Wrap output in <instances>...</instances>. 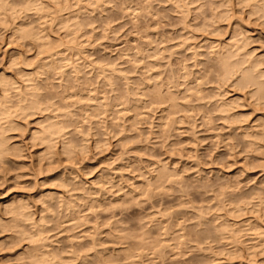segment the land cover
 I'll return each mask as SVG.
<instances>
[{"label": "rangeland", "instance_id": "374dc122", "mask_svg": "<svg viewBox=\"0 0 264 264\" xmlns=\"http://www.w3.org/2000/svg\"><path fill=\"white\" fill-rule=\"evenodd\" d=\"M20 1H22L24 5L25 1L27 2V0H7L6 4V1L1 0V3H4V10H0L2 11L0 13L3 15L5 14L4 17L6 20H3V15H0V77H3L4 74V76H8L11 79L9 81H13L11 82V86L9 85L10 87L7 88L6 91V93L8 92L7 95L10 97L12 102H16L17 99L22 96V92L23 94L25 92L28 93V91L32 93V89L41 84L43 88L41 86L40 88H42L43 91L40 90L39 87L38 89L40 91H38L37 88H35L34 91L41 92L36 94L37 96L39 94L42 96L34 98H38V104H42V102L44 104H39V106L35 107L36 109H31L33 112L28 109V111H31L32 113L30 114L26 111V113H28L26 114L27 116L23 114L24 112L20 113L18 109H15L17 112L14 113L17 116L15 115V117L14 114H12L10 118L13 117L12 121L14 122L12 123L16 124L15 122H17V126H20V128L16 127L18 128L16 130H6L4 133L5 137L8 136L6 137V142L8 141V144H6L8 146H12V148L14 146V148L19 151H17L18 157L17 155L15 156L13 154L12 155L14 157H12L10 153H7L6 156H2L4 158L0 157V159L2 158L0 161V264H23L24 261V264H26L29 259L25 256L29 253V251H32V248L36 249V247L38 250L41 249L40 251H47V249L48 251H51L52 248H55L57 251H55V249L54 251L58 253H61L62 251L61 256L65 260L61 259V264H264V252H259L260 249L250 247V231L246 232L248 233L246 236L249 235V237L244 235V238H238V242H235V238L230 232V229L235 227L233 225L236 224L239 226L240 222L241 225L242 223L244 225L241 226V228L244 227L246 230L245 225L251 221L250 218L252 217V214H249L251 210V204H247V200L246 202L243 200L244 203L241 201L242 204L239 202L241 206H243V211L237 213V205L233 199L235 194L238 192L240 194H247L252 193V190L253 192L256 191V189L264 190V169H261L260 166H257L260 165L259 163H261V160L256 157L259 162L257 159L251 162L250 156L252 154L248 155L246 150L242 149V147H240V149L239 146H242V144L237 146L235 145L236 143L232 140V138L227 139L228 133L230 134L235 131L233 134L237 135L240 129L237 130V132L236 130L233 129V131L229 128L231 131L229 132L227 131L229 126H227L225 123H222L221 121V123L217 121V124H220L219 126H222V128L225 127L224 129L219 128V126H217L215 123L216 121L213 122L215 124L209 122L205 124L207 126H204L203 124H199L201 123L199 122V115H195L194 119L191 118V120L188 118V120L186 118L188 117L187 112L183 109L185 108L184 105L187 104V101L185 103L187 97L184 96H186L188 92L185 90L188 80L187 83H184L186 82L184 78V75L186 74H183L184 72L181 71H189L188 66L191 64V60H188L189 55H187L189 54V52H187L189 50H185V47L188 48V42L190 43V39L188 40V37L190 36L189 27H193L190 29V31L197 35L196 36L194 34L196 38H199L200 43L198 42V38L195 42L193 41L196 45L197 43L201 45L205 44L204 46H206L207 43L209 44L210 40H207V37H212L210 35L211 33H209L211 27L208 28V31L206 29V32L209 33L208 35V33L204 31L205 28L203 30L199 21L201 19V15H206L207 13H205V11H210L209 9L212 8L210 6H213L207 3L211 2L212 4L214 3L213 1L217 0L209 2L205 0L208 7H205L204 2H202L203 0H195L197 3L194 4V2L191 7H198L199 5L200 13H198L199 11H197V9L193 10L194 12L191 11V15L189 13V17L187 16V12L183 13L186 11V5L184 3L185 6H183L182 3L186 0H181V3L180 0H152V2L150 0L152 4L150 2L148 3L149 0H147L146 5L144 4L145 0H116V3L114 0H111V2L109 0L108 2H106L107 0H101V3L100 0H59L60 4H58L57 0H38L40 1L39 5L43 3L41 5V8H43L42 11L39 8L40 6H37L35 2L33 4L36 6L31 4L33 6L31 7L32 9L29 8V11L28 9H25V7L27 8L28 6H24L22 3L20 4ZM137 1L139 4H137ZM143 1L144 3H142ZM89 2L91 7L89 6ZM95 2H97V4ZM188 2L189 1L187 0V4ZM12 3H14L13 5L15 6L16 11L18 9L20 10L22 6L20 10L21 13L18 14L13 9L11 6ZM75 3L76 5L74 6ZM91 3L93 4L91 5ZM200 3L203 4L202 7L200 6L202 5ZM6 5H9V11L7 12L6 10H8V7L5 9ZM115 5H117V7ZM125 5H127V7ZM144 5L146 6L145 8ZM180 5L182 6V9L180 8ZM203 7L205 9L204 13V9L202 10ZM11 8L13 11L11 10L10 12ZM35 8H39L42 14L39 13L37 15V10L36 13L34 12ZM206 8L209 9L206 10ZM78 9L79 12L80 10L81 12L77 14L75 11L77 12ZM135 9L137 11L139 9V12H135ZM26 10H28V12H26ZM59 10H62V12L60 11L59 13ZM3 11L5 12L3 13ZM70 13H72L74 18H76L75 20H77V22L73 21L75 22V27L72 25L71 20H68L69 22L66 21V23L64 22L65 24H69V27L66 29V25L63 23L60 24V22L67 19H74ZM192 13L193 16L194 13H196L198 19L196 16V18L193 17ZM197 13L201 14L200 17ZM75 14L76 16H74ZM183 14H187V17H184ZM126 15L129 16L131 20ZM132 15L135 18H133ZM78 16L79 18L77 19ZM191 16L194 18L192 21ZM204 17L202 18L203 20ZM60 18L62 19L61 21ZM188 19L190 20L191 24L189 23ZM250 19L251 18L248 19L247 23H241V25L244 24L243 26H245V24H247L245 28H250L249 30L252 31H249L247 34L253 37L252 39L255 38V42L258 40L262 41L260 42V44L262 43L260 48H262L264 42V25H259L261 23H259L260 20L257 21V24L256 22L253 23L251 21L253 17L251 20ZM233 21H235V18ZM253 21L255 20L253 19ZM23 23L26 25V27L30 25L29 30H31L33 27L40 37L37 35V39L34 38V30H31V32L33 31V35L31 34V36L28 35L27 37L22 36L23 31L25 30L23 29V31L21 30V32H19V29L25 27H22ZM82 24L85 27H83ZM77 25H79L78 27H80V29L76 28ZM70 26H73L74 29H78L79 32L75 29L73 33V28H70ZM198 26H201L205 34L203 31L201 33V28ZM71 30L72 33H70ZM187 32L189 34H187ZM185 34H187V38ZM201 34L202 36H200ZM204 35L206 42L205 40L202 41ZM76 36L77 39L75 38ZM255 42L254 44H256ZM258 42L257 44H259ZM149 43H151V45H149ZM252 44L251 46H256ZM75 46L78 49H76ZM79 47L81 48L80 50ZM153 47H156V52ZM260 48L255 53H259L264 49L262 48L260 50ZM202 49L205 50L204 48ZM202 49L200 51H203ZM84 50L86 52H84ZM150 51L151 53H148ZM169 51L171 53H169ZM145 54H148V56ZM150 54L151 56H149ZM76 55L78 57L81 56V59ZM119 55L121 58H118ZM140 55L145 57L140 58ZM135 56L137 57L135 58ZM52 57L56 62H58V59L60 58L61 61L59 60V62L61 64L63 60L61 67L62 69L59 68V66V69L56 68V70L49 68L51 65L50 62H52L50 61ZM97 59H100V61L96 62ZM185 59L186 61H184ZM106 60L108 63L110 62V66ZM45 61H48V68L43 66V64L46 65ZM55 61L54 63L56 64ZM180 61H182V63ZM183 61L184 63H190L188 65L185 63L184 65ZM129 63L131 64L129 65ZM105 64L107 65V68ZM114 64L116 65V69L113 67ZM69 65L73 67H69ZM40 66H43V70L39 71V73L37 70H41ZM65 66L69 68L65 70ZM86 67L90 68L87 69ZM99 67L100 69L102 67V69L100 70ZM110 67L111 69L113 67L111 70L112 72L109 70ZM193 68L191 69H195L194 71L198 70L197 67L194 69ZM60 69L65 72L63 73L59 71ZM74 69L76 75L75 73L73 75ZM79 69L83 71L82 74H80L81 71ZM125 69L126 72H123ZM44 70L45 74L47 73V76H45L43 72ZM67 70H71V74ZM89 70L91 72L88 73ZM113 70H115V72ZM117 70H119V72ZM57 71H59L61 74L63 73L64 75H60V73L58 74ZM103 71L104 74L102 73ZM120 71L123 73H120ZM36 72L37 74H35ZM97 72L98 74H95ZM66 73L69 74V77ZM84 73L87 74L85 75ZM108 73L116 77H113L112 75L110 76ZM93 74L96 75V77ZM33 75L34 78H36L33 80V82L36 81V85L30 80V78H33ZM121 75L123 77H121ZM85 76H87V78ZM88 76H91L92 78L90 77L88 80ZM102 76H105V79L107 76V78H110V80L105 81L103 79L104 77ZM176 76L178 78L177 80ZM43 77H45V80L47 81H43V83H41V81L44 79ZM143 77L145 79L147 78L149 82ZM111 78L113 80H111ZM26 80L27 82H25ZM138 81L141 82V84L138 83ZM45 84L47 86H45ZM152 84L153 89L151 86ZM174 84H177V87ZM211 84L213 83H208L205 85V89H207L208 86V89L210 87L212 89L214 84ZM26 85H29L30 88L28 86L27 88ZM33 85H35V87ZM144 86L146 88H144ZM168 86H171V88ZM87 89L91 90L88 91ZM93 89L94 91H92ZM141 89L144 90L145 93ZM148 89H150V93L151 91H156V89L159 93H163L164 95L165 93H168V95L173 93L171 95H173L174 99L176 98V95H179V98L177 96L178 100L176 99V103L178 104L177 108L180 107L181 109L179 108L177 109L176 113H169V115H167L168 113L166 114L165 112H169L166 111L168 110L167 105L169 102H155L157 104L153 105L152 101H150V97L146 96L148 95ZM2 90V83L0 82V96L3 95ZM165 90L169 91L162 92ZM17 92L18 94L20 93L19 95L21 96H19ZM122 93L125 94V96L122 95ZM134 93L135 95H133ZM93 95H96L95 99H93L94 97L92 98ZM117 95H119L121 98ZM181 95L183 99L180 98ZM27 96L30 97V95ZM27 96L25 95L26 98ZM41 97L44 99H41ZM146 100L148 103H146ZM101 101L104 102L102 103ZM105 103L107 106L104 105ZM125 104L128 106L125 107ZM179 104L181 106H179ZM90 108L91 110H89ZM13 109L14 107L11 110ZM69 110L70 115L68 113ZM86 110L89 111V115L88 112L86 113ZM71 112L75 114L72 115ZM261 112L264 111H254L253 115L251 113L249 121H253V119L256 118L255 116L258 117L259 113V115H261ZM66 113L68 115L67 119L65 116ZM90 113L92 114L90 115ZM57 114L62 116L60 117V115L58 116ZM163 115H165V119L163 118ZM52 116H55L56 118H53ZM95 116L97 118H95ZM167 117H169V119ZM170 117L174 119L171 118V121ZM48 119L50 120L48 121ZM97 119H99V121ZM131 119L133 122L130 121ZM168 120H170L172 123H169L170 121L168 122ZM192 120H195L193 123H195L194 125L196 126H193L191 123ZM54 121H58L59 123L63 121L62 125H59L62 126L61 128L65 133H63L61 130L62 134L59 133L60 135H55V139L53 137L54 140L52 141L53 145L50 147L51 149L48 150L49 148L48 144H46L47 142H41L39 139H37V137L35 139L34 136L32 138L33 134L31 132L34 131L33 129H35V131L38 130L39 125ZM159 123L161 126H159ZM188 123L192 124L193 130L192 126ZM211 126L213 128H211ZM168 127H171L170 130ZM217 129L219 131H217ZM81 132L82 134L85 132L83 137ZM191 134H194V137ZM222 135L227 136L225 137ZM220 137L221 140L218 139ZM191 138L194 140H191ZM84 139L85 141H83ZM234 140L237 141L236 139ZM226 141L227 143H225ZM66 143L68 145L66 148L64 147L65 149H63V146H66ZM70 143H73V146ZM231 145L234 146L232 147ZM19 147L20 149H18ZM66 149L71 151L68 152ZM243 150H245V152ZM259 153L258 155L262 154L261 152ZM262 161V163H264V160ZM245 164H248L247 167H245ZM161 166L165 167L166 174H169L167 171H172L171 174H169L171 176L167 175L168 180H166V176L164 175L165 183L163 180L160 182L155 181L157 175L156 173L158 171L157 169L161 170ZM240 169L242 170L239 171ZM155 170L157 171L155 172ZM170 177L172 178L170 179ZM150 180L151 182L155 181L154 183L157 182L158 184L156 185L152 183L151 185L149 182ZM239 186L241 188H239ZM100 187H102V189H99ZM143 189L145 191H143ZM46 194H50L48 198H46ZM57 197L60 200H58ZM65 201L68 203L67 206ZM23 202L25 204H23ZM88 202L91 204L90 206H88ZM16 205H22V208L25 207V209H23L26 211L25 214L27 217L31 218L25 220L21 215V218H18L20 216L16 217L17 215L14 216V214L11 212V207H15ZM49 206L50 208H48ZM247 209H249V212ZM32 219L34 220L35 224L32 222ZM25 221L30 223L25 225V223H27ZM37 221V224L40 226V228H38L39 226L36 224ZM13 222L14 226L12 227ZM227 224L231 225L229 227H225ZM33 226L37 227L33 228ZM41 227L43 229L45 227L43 232H39L43 230ZM28 228L32 230H28ZM218 228H221V230ZM214 229H216L215 232ZM22 230L28 235L22 233ZM222 231L223 233H221ZM185 233L189 236H187ZM206 233L209 234V237ZM38 235L41 236L39 243L37 242V239L39 238ZM42 236L46 238H43ZM31 238L32 242H30ZM120 238L123 240H120ZM45 239L47 241L50 240V242L47 243ZM44 241H46V243ZM242 241L244 242L242 243ZM34 242L37 243V246L36 244L34 245ZM40 243L41 246H38ZM42 245L49 246L43 247ZM50 245H52V247ZM59 255L60 254H58V258H62L59 257Z\"/></svg>", "mask_w": 264, "mask_h": 264}, {"label": "bare ground", "instance_id": "6f19581e", "mask_svg": "<svg viewBox=\"0 0 264 264\" xmlns=\"http://www.w3.org/2000/svg\"><path fill=\"white\" fill-rule=\"evenodd\" d=\"M3 1H6V4H7V0H3ZM15 1V0H14ZM38 1V0H37ZM36 0H27V2L25 1V5H24V3H22V1H20V4L22 3L24 6H28L27 8L25 7V9H28L29 11H30V9H32L31 7L33 6V5H35V4H37V6H40L39 8L41 9V11L43 10V8H41V5L43 4H41V5H39L40 3V1H38L37 2ZM52 1H54V0H52ZM58 1V4H60V2H59V0H57ZM57 1H56V5H57ZM103 1V0H102ZM110 2H111V0H109ZM116 0H114V2H115ZM135 1V0H134ZM140 1H142V0H140ZM172 1V0H171ZM189 2H188V4H187V0L184 2L183 1V6H185L186 7V11H184L183 13H185V12H187V14H183L184 15V17H189V13H190V15H191V11L192 12H194L193 10H196L197 9V11H199L198 13H200V7H199V5H198V7H191L192 6V4L194 3V4H196L197 3V1H195V0H188ZM198 1H200V0H198ZM208 2L209 1H213V0H207ZM12 2V1H11ZM18 2V1H17ZM35 2V4H33ZM37 2V3H36ZM80 2V1H79ZM91 2H93V1H91ZM106 2H108V0L106 1ZM105 2V3H106ZM147 2V0H145V3H144V1L142 2V3H144L145 5L147 4L146 3ZM150 2V0L148 1V3ZM151 2H152V0H151ZM150 2V3H151ZM176 3H178L177 1H175ZM182 1L180 0V3H181ZM202 2H204V4H205V7H208L207 6V4H209V5H213V6H210V7H212V8H206V10H210V11H205V9H204V7L202 8V10H203V13H204V11H205V13H207L206 15H201V14H198L199 15V17H200V15H201V19L204 17V20L202 19V22H201V19H200V21H199V23H201L200 25L202 26V28H203V30H204V28H205V32H206V29H207V31H208V28L209 27H211L210 28V31H209V33H211L210 35L212 36V37H207V40L209 39L210 40V42L209 41H207V42H209V44L207 43V45L206 46H204V45H201V44H198L197 43V45L194 43L195 41H196V39L198 38H196L195 37V33H192L191 31H190V29L191 28H193V27H189V33H190V36L188 37V40L190 41V43L188 42V40H187V42H188V48L187 47H185V50H189V51H187V52H189V54H187V55H189V59L188 60H191L190 62H191V64H189L190 62H185V63H187V65L189 64V66H188V68H189V71H181V72H184L183 74H186V75H184L185 77V80H186V82H184V83H187V80H188V84H187V86L185 87V90L186 91H188L187 92V95L186 96H184V97H187V100H185V103H186V101H187V104H183L184 106H185V108H183L184 110H186V112H187V116L188 117H186L187 119L189 118L190 120H191V118L192 119H194V116L196 115H199V122H201V123H199V124H203L204 126H207V125H205V124H207V123H213L214 121H216L215 123L217 124V121L218 122H222V123H225L227 126H229L227 129V131H229V132H231L230 131V129H234V130H239L240 129V133H239V135H238V133H237V135L239 136H237V135H234L233 133H235V131L234 132H232V133H226L227 135H228V137H227V139H231L232 138V140L236 143L235 145H237V146H239V144H242V146L240 145L239 146V148L240 147H242V149H245L246 150V153L249 155V154H252L251 156H250V159H251V162H253V161H255L257 158L256 157H258L259 158V160H261V163L263 162L262 160H264V112H261V115H259L258 114V117L257 116H255L256 118H254L253 119V121H249V117H250V114L252 113V115H253V113H254V111L255 112H257L258 110L259 111H264V49L262 50V51H260L259 53H255L261 46H262V43L260 44V42H262V41H259L258 39H256V40H258L257 42L259 43V44H257V42H255V38L254 39H252L253 37H251L249 34H247L250 30V28L249 29H247V28H245L246 27V25L247 24H245V26H243V25H241V23H243V22H246L247 23V21H248V19L249 18H251L252 19V17H253V19L255 20V21H253V19L251 20L253 23L254 22H256L257 23V21L258 20H260L259 21V25H264V0H217V1H213L214 3H212L211 4V2L210 3H207L206 4V2H205V0H203ZM0 3H1V0H0ZM14 3H16V2H14ZM14 3H12V7H13V9L15 10V6L13 5ZM29 3H30V6H29ZM96 4H97V2H95ZM100 3H101V0H100ZM116 3V2H115ZM184 3H185V5H184ZM31 4H33V5H31ZM93 3H91V5H92ZM95 4V5H96ZM98 4H99V1H98ZM122 4V3H121ZM134 4V3H133ZM137 4H139L138 3V1H137ZM152 4V3H151ZM181 4V5H182ZM200 4H202V3H200ZM3 5H4V3L2 2L1 3V7H0V10H4V8H3ZM76 5V3L74 4V6ZM103 5H104V3H103ZM140 5L142 6V4L140 3ZM144 5V8L146 7ZM149 5V4H148ZM179 5V4H178ZM180 5V6H181ZM196 5V6H197ZM23 6V7H24ZM36 6V5H35ZM46 6V5H45ZM44 6V7H45ZM54 6V5H53ZM72 6V5H71ZM87 6H88V3H87ZM89 6H90V2H89ZM100 6H101V4H100ZM116 7H117V5H115ZM124 6V5H123ZM126 7H127V5H125ZM173 6V5H172ZM195 6V5H194ZM201 7L203 6V4L202 5H200ZM8 7V10H6V12L7 11H9V5L7 6H5V9ZM43 7V6H42ZM86 7V6H85ZM91 7V6H90ZM131 7V6H130ZM134 7H136V6H134ZM21 8H22V6H21ZM21 8H20V10H21ZM30 8V9H29ZM39 8H35V13H36V10H37V15L39 14V13H41L40 12V9ZM47 8H48V5H47ZM56 8V7H55ZM62 8V7H61ZM80 8V7H79ZM84 8V7H83ZM89 8V7H88ZM92 8H93V6H92ZM98 8V7H97ZM96 8V9H97ZM141 8V7H140ZM139 8V9H140ZM148 8V7H147ZM175 8H177V7H175ZM181 9H182V6L180 7ZM184 8V7H183ZM25 9H24V11H25ZM39 9V10H38ZM45 9H46V7H45ZM58 9H60V8H58ZM81 9V8H80ZM120 9H121V7H120ZM139 9H138V11L136 10H134L135 12H139ZM142 9H143V7H142ZM178 9V8H177ZM181 9H180V11H181ZM11 10H12V8L10 9V12H11ZM20 10L18 9L16 12L19 14V13H21L20 12ZM28 10H26V12H28ZM85 10V9H84ZM86 10H88V9H86ZM95 10V9H94ZM118 10V9H117ZM149 10H150V7H149ZM13 11V10H12ZM19 11V12H18ZM54 11H55V9H54ZM60 11L62 12V10H59V13H60ZM83 11V10H82ZM89 11V10H88ZM123 11V10H122ZM121 11V12H122ZM126 11V10H125ZM127 11H129V10H127ZM133 11V10H132ZM143 11V10H142ZM145 11H147V10H145ZM178 11V10H177ZM0 12H2V11H0ZM5 11H3V13H4ZM10 12H9V14H10ZM15 12V13H16ZM56 12H57V10H56ZM80 12H81V10H80ZM79 12V9H78V11L76 12L75 11V13H80ZM144 12V11H143ZM182 12V11H181ZM16 13V14H17ZM25 13V12H24ZM58 13V12H57ZM84 13H85V11H84ZM123 13V12H122ZM126 13V12H125ZM142 13V12H141ZM178 13H179V11H178ZM14 14V13H13ZM42 14V13H41ZM71 14V16H72V13H70ZM90 14V13H89ZM88 14V15H89ZM139 14V13H138ZM0 15L2 16L3 14H1L0 13ZM5 15V14H4ZM4 15H3V17H4ZM58 15V14H57ZM56 15V16H57ZM81 15V14H80ZM86 15V14H85ZM128 15V14H127ZM126 15V16H127ZM131 15V14H130ZM182 15V16H183ZM187 15V16H186ZM239 15V16H238ZM7 16V15H6ZM74 16H76V14L74 15ZM140 16V15H139ZM153 16V15H152ZM192 16H193V13H192ZM192 16H191V21H192V19L194 20V18H192ZM196 16V13H194V16L193 17H195ZM11 17V16H10ZM38 17H40V16H38ZM44 17V16H43ZM73 17V16H72ZM89 17V16H88ZM129 19H130V17L129 16H127ZM132 17H133V15H132ZM149 17H150V15H149ZM197 17V19H198V16H196ZM195 17V18H196ZM1 18V17H0ZM71 18V17H70ZM74 18V17H73ZM79 18V16L77 17V19ZM84 18V17H83ZM86 18V17H85ZM90 18V17H89ZM89 18H88V20H89ZM133 18H135V17H133ZM207 20H206V19ZM234 18H235V21H233L234 20ZM67 19V18H66ZM76 18H74V19H67V20H63L62 22H60V24H65L66 23V21L67 22H69L68 20H71L72 21V25L75 27L76 25L74 24L75 22H77V20H75ZM3 20H6V18L4 17L3 18ZM62 19L60 18V21H61ZM131 20V19H130ZM184 20V19H183ZM189 20V19H188ZM196 20V19H195ZM73 21H75V22H73ZM79 21V20H78ZM84 21V20H83ZM65 22V23H64ZM184 22V21H183ZM186 22V21H185ZM6 23V22H5ZM83 23H85V22H83ZM189 23L191 24V22H190V20H189ZM225 23H227V24H225ZM249 23V22H248ZM28 24V23H27ZM258 24V23H257ZM256 24V25H257ZM66 25V29H67V27H69L68 25L69 24H65ZM86 25V24H85ZM184 25H186V24H184ZM23 26H25L24 28H21V29H19L20 31L19 32H21V30L23 31V29L25 30V31H23V34H22V36H31V34L33 35V31L31 32V30H34L33 29V27L31 28V30H29L30 29V25L29 26H27L26 27V25L23 23V25H22V27ZM73 26L71 27L70 26V28H73ZM79 25H77V27L76 28H79L80 29V27H78ZM82 26L83 27H85L83 24H82ZM81 26V27H82ZM189 26V25H188ZM201 26H198V27H200L201 28ZM249 26V25H248ZM258 26V25H257ZM21 27V26H20ZM197 27V26H196ZM195 27V28H196ZM18 28V27H17ZM27 30H26V29ZM75 28V29H76ZM185 28V27H184ZM202 28H201V33H202ZM75 29L73 28V33H74V31H75ZM78 32H79V30L78 29H76ZM35 31V30H34ZM68 31V30H67ZM76 31V32H77ZM203 31V33L205 34V32ZM15 32H16V29H15ZM195 32V31H194ZM250 32H252V31H250ZM69 33V32H68ZM70 33H72V30H71V32ZM85 33V32H84ZM188 32H187V34H189ZM206 33H208V32H206ZM209 33H208V35H209ZM187 34H185V36L187 35ZM195 34V35H194ZM198 34H199V32H198ZM212 34H214V35H212ZM251 34V33H250ZM38 34L36 33V31H35V37L34 38H36L37 39V36ZM76 35V34H75ZM207 35V34H206ZM39 36V35H38ZM68 36V35H67ZM72 36V35H71ZM197 36V35H196ZM200 36H202V34L200 35ZM199 36V37H200ZM25 37V38H26ZM40 37V36H39ZM38 37V38H39ZM74 37V36H73ZM204 37V38H203ZM202 38V41H204L205 40V35L203 36ZM33 38V37H32ZM76 39H77V36L75 37ZM186 38H187V36H186ZM185 38V39H186ZM195 40H194V39ZM256 38H258V37H256ZM263 40V39H262ZM194 41V42H193ZM72 42H74V41H72ZM182 42H183V40H182ZM198 42H199V38H198ZM205 42H206V40H205ZM204 42V43H205ZM252 42H253V44H254V42L256 43V44H254V45H256V46H251V44H252ZM200 43V42H199ZM203 43V42H202ZM144 44H146V43H144ZM252 44V45H253ZM72 45V44H71ZM149 45H151V43H149ZM148 45V46H149ZM181 45V44H180ZM177 46V45H176ZM184 46H185V43H184ZM76 47V46H75ZM75 47H73V48H75ZM85 47V46H84ZM146 47H147V45H146ZM157 47V46H156ZM155 47V48H156ZM83 48V47H82ZM129 48V47H128ZM154 47H153V49H155ZM180 48V47H179ZM202 48H204L205 50H203ZM262 48H264V42H263V47ZM262 48H260V50L262 49ZM76 49H78L77 47H76ZM81 48L79 47V50H80ZM122 49V48H121ZM126 49V48H125ZM138 49V48H137ZM144 49V48H143ZM146 49V48H145ZM184 49V48H183ZM203 50V51H200V50ZM134 50H135V48H134ZM142 50V49H141ZM173 50V49H172ZM180 50V49H179ZM75 51V50H74ZM122 51V50H121ZM139 51H140V49H139ZM152 51V50H151ZM151 51L150 52H148V53H151ZM174 51V50H173ZM182 51H184V50H182ZM78 52V51H77ZM84 52H86L85 50H84ZM119 52V51H118ZM128 52H129V50H128ZM147 52V51H146ZM154 52V51H153ZM155 52H156V49H155ZM155 52H154V54H155ZM122 53V52H121ZM120 53V54H121ZM135 53V52H134ZM140 53V52H139ZM138 53V54H139ZM169 53H171L170 51H169ZM173 53V52H172ZM75 54H77V53H75ZM84 54V53H83ZM153 54V53H152ZM118 55V54H117ZM122 55V54H121ZM142 55V54H141ZM140 55V58H144L145 56H141ZM145 55H147L148 56V54H145ZM58 56V55H57ZM56 56V57H57ZM77 56V55H76ZM75 56V57H76ZM89 56V55H88ZM129 56V55H128ZM149 56H151V54L149 55ZM78 57V56H77ZM106 57V56H105ZM137 56H135V58H136ZM62 58V57H61ZM78 58H80L81 59V56H79ZM86 58V57H85ZM118 58H121V56L119 55V57ZM127 58V57H126ZM130 58V57H129ZM147 58V57H146ZM183 58V57H182ZM181 58V59H182ZM50 59V58H49ZM53 57H52V59L50 60V61H52V62H50V66H49V64H47V62L48 61H45V63H46V65L45 64H43V66L46 68L47 67V65L49 66V68L50 69H55L56 70V68H58V66H59V68H61L62 67V64H63V60H62V64L59 62V60L61 61V59L59 58L58 59V62H56L55 61V59H54V61L56 62V64L54 63V61H53ZM116 59H117V57H116ZM139 59V58H138ZM70 60V59H69ZM91 60V59H90ZM115 60V59H114ZM121 60V59H120ZM129 60V59H128ZM133 60H134V58H133ZM145 60V59H144ZM183 60V59H182ZM187 60V61H188ZM75 61V60H74ZM94 61V60H93ZM97 61H100V59H97L96 60V62ZM103 61V60H102ZM123 61V60H122ZM126 61V60H125ZM184 61H186V59L184 60ZM184 61H183V63H184ZM70 62V61H69ZM73 62V61H72ZM76 62V61H75ZM74 62V63H75ZM82 62H84V61H82ZM86 62H87V60H86ZM85 62V63H86ZM106 62L108 63V61L106 60ZM135 62V61H134ZM138 62V61H137ZM136 62V63H137ZM181 63H182V61H180ZM44 63V62H43ZM95 63V62H94ZM103 63V62H102ZM105 63V62H104ZM110 63V62H109ZM109 63H108V65H109ZM126 63V62H125ZM135 63V64H136ZM185 63H184V65H185ZM61 66H60V65ZM66 64V63H65ZM92 64H93V62H92ZM101 64V63H100ZM115 64H116V62H115ZM114 64V66L113 67H115L116 65ZM131 63H129V65H130ZM150 64V63H149ZM149 64H148V66H149ZM75 65V64H74ZM84 65V64H83ZM89 65V64H88ZM106 65V64H105ZM104 65V66H105ZM128 65V64H127ZM132 65H133V63H132ZM146 65V64H145ZM144 65V66H145ZM42 66V67H43ZM64 66V65H63ZM71 65H69V67H70ZM90 66H91V64H90ZM94 66V65H93ZM110 66V65H109ZM120 66H121V64H120ZM148 66H146V67H148ZM39 67V66H38ZM41 67V66H40ZM42 67H41V70H37L38 72L39 71H42L43 69H42ZM66 68H65V70L67 69V68H69V67H67V66H65ZM71 67H73V66H71ZM83 67V66H82ZM113 67H112V69H113ZM142 67V66H141ZM151 67H153V66H151ZM179 67V66H178ZM182 67H183V65H182ZM195 67H197V69L198 70H196V71H194L195 69L194 68ZM198 67H200V68H198ZM48 68V67H47ZM58 68V69H59ZM64 68V67H63ZM75 68V67H74ZM77 68V67H76ZM84 68V67H83ZM87 69H89L88 67H86ZM92 68H94V67H92ZM104 68V67H103ZM106 68H107V65H106ZM106 68H104V69H106ZM119 68V67H118ZM171 68V67H170ZM169 68V69H170ZM180 68V67H179ZM191 68H193L194 70H192ZM62 69V68H61ZM59 70V71H61V72H65V71H63V70ZM71 69V68H70ZM78 69V68H77ZM76 69V70H77ZM99 69H100V67H99ZM101 69H102V67H101ZM100 69V70H101ZM111 69V67H110V71L112 70ZM115 69H116V67H115ZM132 69V68H131ZM145 69H147V68H145ZM174 69V68H173ZM183 69V68H182ZM187 69V68H186ZM190 69H191V71H190ZM49 70V69H48ZM52 70H50L51 72H53ZM54 70V71H55ZM80 70V69H79ZM91 70V69H90ZM88 71V73L89 72H91V71ZM99 70V71H100ZM133 70V69H132ZM144 70V69H143ZM148 70H149V68H148ZM59 71H57L58 72V74L60 73ZM68 71V70H67ZM71 70H69L68 72H70ZM74 72H73V75H74V73H75V69L73 70ZM81 71V70H80ZM79 71V72H80ZM114 72H115V70H113ZM118 72H119V70H117ZM128 71V70H127ZM152 71V70H151ZM150 71V72H151ZM169 71H172V70H169ZM175 71V70H174ZM177 71V70H176ZM179 71V70H178ZM193 71V72H192ZM44 72V74H45V70L43 71ZM43 72H42V74H43ZM57 72H55V73H57ZM82 72L83 71H81V73L80 74H82ZM108 72V71H107ZM112 72V71H111ZM122 71H120V73H121ZM123 72H126V69L123 71ZM122 72V73H123ZM144 72V71H143ZM147 72V71H146ZM149 72V73H150ZM180 72V71H179ZM40 73V72H39ZM49 73V72H48ZM61 74L60 73V75H64V74ZM103 74H104V71L102 72ZM32 74V73H31ZM35 74H37V72L35 73ZM43 74V75H44ZM47 74V73H46ZM45 74V76H47ZM66 74H68V73H66ZM65 74V75H66ZM70 74H71V72H70ZM85 74V73H84ZM87 74V73H86ZM85 74V75H86ZM91 74V73H90ZM95 74H98V72L97 73H95ZM103 74H101V75H103ZM117 74V73H116ZM119 74V73H118ZM124 74H126V73H124ZM156 74V73H155ZM182 74V75H183ZM25 75V74H24ZM75 75H76V73H75ZM94 75V74H93ZM100 75V76H101ZM108 75H112V74H109L108 73ZM107 75V76H108ZM123 75V74H122ZM121 75V77H123ZM142 75H144V74H142ZM154 75V74H153ZM168 75V74H167ZM182 75H180V76H182ZM36 76H38V75H36ZM71 76V75H70ZM95 77H96V75H94ZM107 76H106V79H105V76H102V77H104L103 79L105 80V81H107V80H110V78L108 79L107 78ZM109 76V77H110ZM113 77H116V76H114V75H112ZM156 76V75H155ZM173 76V75H172ZM179 76V77H180ZM5 77V78H4ZM8 76H4V74H3V77L1 76L0 77V82L2 83V88H3V90H2V92H3V95L2 96H0V157H2V156H6V154L7 153H10V155L12 156V157H14L13 155H17V151H19V150H16V148H14V146H13V148H12V146H8L7 144V142H6V137H8V136H4V133H5V131L6 130H11V129H18V128H20V126L18 127L17 126V122H15L16 124H13L12 122H14V121H12L13 120V117L12 118H10L11 117V115L12 114H14V116L16 115L15 113L17 112V111H15V109L17 110H19V112L21 113H23V114H28V113H26V111L27 112H29L28 111V109H33V108H35V107H37V106H39V104H41V103H39L38 104V98L36 99V98H34V97H40V96H42V95H38L37 96V94L36 93H41V92H38V91H40V90H42V88H43V86H41V84L39 85V86H37V87H35V82L36 81H34L33 82V80H35L36 78H34V75H33V78L31 79L30 78V80H31V82H33L35 85H33L35 88H37V92H35L34 91V89L35 88H33L31 91H32V93L30 92V91H28V93L27 92H25L24 94L27 96V95H30V97H28L27 96V98H29V99H27L26 97H25V95L23 94V92H22V96L21 95H19L18 94V92H17V94L19 95V96H21L20 98L19 97H17V98H19V99H17V101L16 102H12V100H10V97L7 95V93H6V91H7V88H9L10 86H11V82H13V81H9V80H11L9 77V79L7 78ZM29 77H31V76H29ZM41 77V76H40ZM68 77H69V74H68ZM67 77V78H68ZM79 77V76H78ZM86 78H87V76H85ZM89 77V76H88ZM91 77V76H90ZM90 77L88 78V80L90 79ZM120 77V78H121ZM128 77V76H127ZM174 77V76H173ZM173 77H172V79H173ZM2 78V79H1ZM7 78V79H6ZM26 78V77H25ZM44 79L41 81V83H43V81H47V80H45V77H43ZM71 78V77H70ZM72 78H73V76H72ZM81 78V77H80ZM92 78V77H91ZM140 78H141V76H140ZM144 78V77H143ZM154 78V77H153ZM152 78V79H153ZM181 78H183V77H181ZM41 79V78H40ZM64 79V78H63ZM76 79V78H75ZM117 79V78H116ZM115 79V80H116ZM124 79V78H123ZM129 79V78H128ZM145 79V78H144ZM149 79V78H148ZM178 78H177V76H176V80H177ZM28 80V79H27ZM27 80L25 81V82H27ZM29 80V81H30ZM38 80V79H37ZM67 80V79H66ZM65 80V81H66ZM79 80H81V79H79ZM83 80H85V79H83ZM91 80H93V79H91ZM111 80H113L112 78H111ZM143 80V79H142ZM146 81H148L147 80V78L145 79ZM145 80H143V81H145ZM150 80H151V78H150ZM170 80V79H169ZM126 81V80H125ZM141 81V80H140ZM167 81H168V79H167ZM184 81V80H183ZM68 82V81H67ZM80 82V81H79ZM85 82H87V81H85ZM116 82V81H115ZM149 82V81H148ZM175 82V81H174ZM178 82V81H177ZM176 82V83H177ZM15 83V82H14ZM33 83H30V84H33ZM38 83V82H37ZM49 83V82H48ZM84 83V82H83ZM108 83V82H107ZM113 83V82H112ZM112 83H111V85H112ZM127 83H128V81H127ZM133 83V82H132ZM138 83H140L141 84V82H139L138 81ZM158 83V82H157ZM160 83V82H159ZM168 83V82H167ZM180 83V82H179ZM208 83H213L214 84V86L212 87V89H211V87L208 89V87H207V89H205V85H207ZM46 84H47V82H46ZM45 84V86H47ZM85 84H87V83H85ZM84 84V85H85ZM90 84V83H89ZM108 84H110V83H108ZM113 84H115V83H113ZM137 84V83H136ZM135 84V85H136ZM148 84V83H147ZM160 84H162V83H160ZM165 84V83H164ZM171 84V83H170ZM181 84V83H180ZM213 84H211V85H213ZM10 85V86H9ZM42 85H44V84H42ZM80 85V84H79ZM130 85H131V83H130ZM138 85V84H137ZM142 85H143V83H142ZM155 85V84H154ZM158 85V84H157ZM175 85V84H174ZM177 85V84H176ZM175 85V86H176ZM210 85V84H209ZM7 86V87H6ZM29 87V85H26V87ZM40 86L42 87V88H40ZM53 86V85H52ZM113 86V85H112ZM112 86H110V87H112ZM115 86V85H114ZM152 86V89H153V84L151 85ZM156 86V85H155ZM154 86V87H155ZM159 86V85H158ZM157 86V87H158ZM163 86V85H162ZM18 87V86H17ZM27 87V88H28ZM38 87L40 88V90L38 89ZM49 87V86H48ZM80 87V86H79ZM87 87V86H86ZM127 87V86H126ZM125 87V88H126ZM136 87V86H135ZM141 87V86H140ZM150 87V86H149ZM156 87V88H157ZM166 87H167V85H166ZM165 87V88H166ZM168 87H170L171 88V86H168ZM173 87V86H172ZM177 87V86H176ZM175 87V88H176ZM30 88V87H29ZM46 88V87H45ZM82 88V87H81ZM113 88V87H112ZM144 88H146L145 86H144ZM161 88V87H160ZM18 89H19V87H18ZM80 89V88H79ZM89 89V88H88ZM87 89V90H88ZM121 89V88H120ZM136 89V88H135ZM138 89H139V87H138ZM143 89V88H142ZM141 89V90H142ZM158 89V88H157ZM157 89H156V91H151V93H150V89H148V95H146V96H149L150 97V101H152V103H153V105L155 104H157V103H155V102H159V103H164L165 101H167V102H169V104L167 105L168 106V110H166V111H169V112H165L167 115H169V113H176L177 112V109H179L180 107L179 106H181L180 104H179V108H177V103H176V101L178 100L177 99V96H178V98H179V95H176V98L174 99V97H173V95H171V94H173V93H171V94H169L168 95V93H165V95L162 93H159L160 91H159V89H158V91H157ZM167 89H169V88H167ZM21 90V89H20ZM24 90V89H23ZM26 90V89H25ZM29 90V89H28ZM48 90V89H47ZM91 90V89H90ZM90 90H88V91H90ZM126 90V89H125ZM130 90V89H129ZM146 90V89H145ZM170 90V89H169ZM168 90V91H169ZM184 90V91H185ZM9 91V90H8ZM18 91V90H17ZM43 91V90H42ZM92 91H94V89L92 90ZM120 91V90H119ZM123 91H124V89H123ZM142 91H144V90H142ZM168 91H162V92H168ZM9 92H11V91H9ZM35 92V93H34ZM122 92V91H121ZM131 92V91H130ZM12 93V92H11ZM43 93V92H42ZM88 93V92H87ZM116 93V92H115ZM119 93V92H118ZM124 93H125V91H124ZM141 93H143V92H141ZM144 93H145V91H144ZM10 94V93H9ZM36 94V95H35ZM97 94V93H96ZM129 94V93H128ZM127 94V95H128ZM139 94V93H138ZM161 94V95H160ZM182 94H183V91H182ZM11 95V94H10ZM45 95V94H44ZM50 95H51V92H50ZM103 95V94H102ZM122 95H124L125 96V94H123L122 93ZM121 95V96H122ZM133 95H135V93L133 94ZM142 95V94H141ZM163 95V96H162ZM16 96V95H15ZM96 96V95H95ZM95 96L93 95L92 96V98L93 99H95ZM104 96V95H103ZM117 96H119V95H117ZM129 96V95H128ZM139 96V95H138ZM120 97V96H119ZM137 97V96H136ZM12 98V97H11ZM43 97H41V99H42ZM106 98V97H105ZM121 98V97H120ZM125 98V97H124ZM128 98V97H127ZM132 98V97H131ZM180 98H182V95H181V97ZM15 99V98H14ZM40 99V98H39ZM44 99V98H43ZM63 99V98H62ZM97 99V98H96ZM118 99V98H117ZM134 99V98H133ZM153 99V100H152ZM177 99V100H176ZM183 99V98H182ZM61 100V99H60ZM64 100V99H63ZM79 100V99H78ZM101 100V99H100ZM102 100H105V99H102ZM114 100V99H113ZM122 100H123V98H122ZM149 100V99H148ZM155 100V101H154ZM25 101V102H24ZM41 101V100H40ZM80 101H81V99H80ZM109 101V100H108ZM124 101H125V99H124ZM123 101V102H124ZM128 101V100H127ZM138 101V100H137ZM154 101V102H153ZM164 101V102H163ZM181 101V100H180ZM63 102V101H62ZM75 102V101H74ZM77 102V101H76ZM83 102V101H82ZM102 102V101H101ZM101 102H100V104H101ZM104 102V101H103ZM102 102V103H103ZM126 102V101H125ZM139 102V101H138ZM183 102H184V100H183ZM81 103V102H80ZM99 103V102H98ZM116 103V102H115ZM143 103V102H142ZM146 103H148L147 102V100H146ZM151 103V102H150ZM151 103V104H152ZM166 103V102H165ZM42 104H44L43 102H42ZM41 104V105H42ZM114 104V103H113ZM120 104V103H119ZM118 104V105H119ZM127 104V103H126ZM126 104H125V107H127L126 106ZM139 104V103H138ZM144 104V103H143ZM142 104V105H143ZM104 105H106V103L104 104ZM115 105V104H114ZM121 105V104H120ZM124 105V104H123ZM107 106V105H106ZM109 106V105H108ZM122 106V105H121ZM120 106V107H121ZM134 106H136V105H134ZM139 106V105H138ZM14 107V109L13 110H11L12 108ZM16 107V108H15ZM44 107V106H43ZM47 107V106H46ZM50 107V106H49ZM78 107V106H77ZM86 107V106H85ZM90 107V106H89ZM112 107V106H111ZM114 107V106H113ZM124 107V106H123ZM144 107V106H143ZM164 107V106H163ZM39 108V107H38ZM58 108V107H57ZM132 108V107H131ZM135 108V107H134ZM141 108V107H140ZM147 108V107H146ZM36 109V108H35ZM42 109V108H41ZM47 109V108H46ZM59 109V108H58ZM73 109H75V108H73ZM80 109V108H79ZM78 109V110H79ZM81 109H82V107H81ZM117 109V108H116ZM120 109V108H119ZM136 109V108H135ZM137 109H138V107H137ZM181 109V108H180ZM182 109V110H183ZM39 110V109H38ZM44 110V109H43ZM43 110H40V111H43ZM89 110H91V108L89 109ZM112 110H114V109H112ZM121 110H123V109H121ZM121 110H119V111H121ZM133 110V109H132ZM139 110V109H138ZM141 110V109H140ZM144 110V109H143ZM32 111V110H31ZM29 112L30 114L33 112ZM66 111V110H65ZM75 111V110H74ZM73 111V112H74ZM129 111V110H128ZM127 111V112H128ZM134 111V110H133ZM15 112V113H14ZM34 112H35V110H34ZM73 112H71L72 113V115L73 114H75V113H73ZM77 112V111H76ZM88 112V115H89V111H87L86 110V113ZM113 112V111H112ZM124 112V111H123ZM131 112V111H130ZM137 112V111H136ZM185 112V113H186ZM69 115H70V110H69ZM94 113V112H93ZM184 113V114H185ZM19 114V113H18ZM65 114V113H64ZM92 113H90V115H91ZM98 114V113H97ZM135 114V113H134ZM24 115V116H25ZM58 115V114H57ZM60 115V114H59ZM58 115V116H59ZM100 115V114H99ZM116 115V114H115ZM170 115H172V114H170ZM186 115V114H185ZM17 116V115H16ZM15 116V117H16ZM18 116H20V115H18ZM23 116V117H24ZM27 116V115H26ZM62 115H60V117H61ZM66 119H67V113H66ZM79 116V115H78ZM82 116H83V114H82ZM85 116H87V115H85ZM118 116V115H117ZM136 116V115H135ZM134 116V117H135ZM162 116V115H161ZM164 117V119H165V115H163ZM53 117V116H52ZM55 117V116H54ZM53 117V118H54ZM64 117V116H63ZM71 117V116H70ZM74 117V116H73ZM81 117V116H80ZM88 117V116H87ZM86 117V118H87ZM90 117V116H89ZM133 117V116H132ZM46 118H48V117H46ZM46 118H44V119H46ZM51 118V117H50ZM52 118V119H53ZM56 118V117H55ZM69 118V117H68ZM93 118V117H92ZM95 118H97L96 116H95ZM100 118V117H99ZM137 118H138V116H137ZM168 119H169V117H167ZM172 117H170V119H171ZM62 119V118H61ZM65 119V120H66ZM75 119V118H74ZM82 119V118H81ZM85 119V118H84ZM133 119V118H132ZM132 119L130 120V121H132ZM172 119H174V118H172ZM172 119H171V121H172ZM188 119V120H189ZM47 120V119H46ZM50 119H48V121H49ZM59 120V119H58ZM62 120H64V119H62ZM98 121H99V119H97ZM100 120H101V118H100ZM127 120V119H126ZM160 120V119H159ZM167 120V119H166ZM42 121V120H41ZM44 121V120H43ZM53 121V120H52ZM59 121H61V120H59ZM83 121V120H82ZM88 121V120H87ZM161 121V120H160ZM165 121V120H164ZM163 121V122H164ZM170 120H168V122H169ZM169 122V123H172V122ZM195 120H192L191 121V123L193 124V126H196V125H194L195 123H193ZM44 122H46V121H44ZM63 122V121H62ZM62 122L61 123H59L58 121L57 122H48L47 124H42V125H39V128H38V130H36L35 131V129H33L34 131L33 132H31L33 135H32V138H33V136L35 137V139H36V137H37V139H39L41 142H47L46 144H48V150H50L51 148V146L53 145V143H52V141L55 139V135H57L58 136V134L59 133H61V130H62ZM66 122V121H65ZM70 122V121H69ZM72 122V121H71ZM75 122V121H74ZM102 122H104V121H102ZM133 122V121H132ZM139 122V121H138ZM188 122H190V121H188ZM197 122H198V120H197ZM220 122V123H221ZM37 123H38V121H37ZM67 123H68V121H67ZM66 123V124H67ZM82 123V122H81ZM80 123V124H81ZM101 123V122H100ZM168 123V124H169ZM215 123H213V124H215ZM59 124H61V125H59ZM66 124H64V125H66ZM70 124V123H69ZM77 124V123H76ZM78 124H79V122H78ZM130 124H133V123H130ZM129 124V125H130ZM135 124H136V122H135ZM160 124V123H159ZM188 124H190V123H188ZM192 124H190L191 126H192ZM213 124H212V126H213ZM163 125V124H162ZM173 125H174V123H173ZM202 125V126H203ZM209 125H211V124H209ZM220 124H217V126H219ZM221 125H223V124H221ZM225 125V126H226ZM70 126V125H69ZM159 126H161V124L159 125ZM164 126H165V124H164ZM193 126H192V130H193ZM211 126V128H213ZM216 126V127H217ZM16 127H18V128H16ZM64 127V126H63ZM66 127V126H65ZM97 127V126H96ZM163 127V126H162ZM166 128H167V125H166ZM169 128V127H168ZM171 128V127H170ZM170 128H169V130H170ZM218 128V127H217ZM219 128H222V126L220 127L219 126ZM225 127H223L222 129H224ZM230 128V129H229ZM66 129V128H65ZM65 129H64V131H65ZM83 129V128H82ZM164 129V128H163ZM190 129V128H189ZM204 129H205V127H204ZM80 130V129H79ZM165 130V129H164ZM168 130V129H167ZM191 130V131H192ZM216 130V129H215ZM13 131V130H12ZM80 131H82V130H80ZM161 131V130H160ZM207 131V130H206ZM211 131H212V129H211ZM214 131V130H213ZM217 131H219L218 129H217ZM62 132H63V130H62ZM83 132V131H82ZM82 132H81V134H82ZM204 132V131H203ZM210 132V131H209ZM63 133H65V132H63ZM163 133V132H162ZM196 133V132H195ZM217 133V132H216ZM215 133V134H216ZM222 133V132H221ZM225 133V132H224ZM62 134V133H61ZM83 134H85V132L83 133ZM83 134H82V137H83ZM165 134V133H164ZM218 134V133H217ZM220 134V133H219ZM60 135V134H59ZM189 135V134H188ZM191 135H193V137H194V134H191ZM226 135V136H227ZM219 136V135H218ZM222 136H225V135H222ZM225 136V137H226ZM53 137H54V139H53ZM209 137H211V136H209ZM209 137H207V138H209ZM57 138V137H56ZM198 138V137H197ZM202 138V137H201ZM212 138V137H211ZM223 138V137H222ZM217 139V138H216ZM218 139H220L221 140V137L220 138H218ZM234 139H236L237 141H235ZM38 140V141H39ZM64 140V139H63ZM190 140V139H189ZM191 140H194V139H192L191 138ZM197 140V139H196ZM223 140V139H222ZM224 140H226V139H224ZM83 141H85V139L83 140ZM204 141V140H203ZM227 141H231V140H227ZM227 141L225 142V143H227ZM193 142V141H192ZM217 142V141H216ZM223 142V141H222ZM237 142H238V144H237ZM7 143V144H6ZM52 143V144H51ZM67 143L69 144V142L67 141ZM66 143V146H63V149H65L66 147H67V144ZM84 143V142H83ZM196 143V142H195ZM229 143V142H228ZM70 144H72V146H73V143H70ZM74 144H75V142H74ZM191 145V144H190ZM230 145V144H229ZM228 145V146H229ZM225 146V145H224ZM232 146V145H231ZM234 146V145H233ZM232 146V147H233ZM65 147V148H64ZM71 147V146H70ZM70 147H69V149H70ZM83 148V147H82ZM192 148V147H191ZM231 148V147H230ZM18 149H20V147L18 148ZM62 149V150H63ZM69 149H66L67 151L69 150ZM232 149V148H231ZM234 149V148H233ZM241 149V148H240ZM239 149V150H240ZM71 150H72V148H71ZM70 150V151H71ZM245 150H243L244 152H245ZM70 151H68V152H70ZM193 151V150H192ZM235 151V150H234ZM242 151V152H243ZM259 152H261L262 154L261 155H258V153ZM20 153V152H19ZM5 154V155H4ZM13 154V155H12ZM240 154H241V152H240ZM260 154V153H259ZM248 155H244V156H248ZM255 156V157H254ZM17 157H18V155H17ZM2 158H4V157H2ZM1 158V159H2ZM244 158V157H243ZM247 158H249V157H247ZM1 159H0V161H1ZM246 160V159H245ZM258 160V159H257ZM259 160H258V162H259ZM249 161V160H248ZM211 162V161H210ZM209 162V163H210ZM160 163V162H159ZM164 163V162H163ZM256 163V162H255ZM259 163L260 165H257V166H260V168L261 169H264V163ZM162 165V164H161ZM247 165L248 164H245V167H247ZM254 165V164H253ZM165 166H168V165H165ZM243 166V165H242ZM160 167V166H159ZM162 167V166H161ZM250 167V166H249ZM256 167V166H255ZM158 168V167H157ZM156 168V169H157ZM161 169V168H160ZM171 169V168H170ZM176 169V168H175ZM243 169V168H242ZM242 169H240L239 171H241ZM247 169V168H246ZM255 169V168H254ZM153 170V169H152ZM158 170V171H157ZM157 170H155V172L157 171V175H156V180L155 181H161V180H163V182H164V175L166 176V180H168L167 179V175H169V174H171V172L170 171H167V173L169 172V174H166V172H165V167L163 166L162 167V169L161 170H159V169H157ZM166 170H167V168H166ZM252 170V169H251ZM256 171V170H255ZM264 171V170H263ZM152 172V171H151ZM177 172V171H176ZM261 172V171H260ZM241 173V172H240ZM173 174V173H172ZM109 176V175H108ZM146 176V175H145ZM169 176H171V175H169ZM175 176V175H174ZM178 176V175H177ZM250 176V175H249ZM182 177V176H181ZM151 178V177H150ZM163 178V179H162ZM172 177H170V179H171ZM175 178V177H174ZM180 178V177H179ZM223 178V177H222ZM237 178V177H236ZM249 178V177H248ZM255 178V177H254ZM109 179V178H108ZM224 179V178H223ZM235 179V178H234ZM253 179V178H252ZM154 180V179H153ZM205 180V179H204ZM232 180V179H231ZM261 180V179H260ZM100 181V180H99ZM154 181V182H155ZM187 181V180H186ZM150 182V184L152 185V183L153 184H158L157 182L156 183H154L153 181L151 182V180L149 181ZM162 182V183H163ZM175 182V181H174ZM229 182V181H228ZM259 182V181H258ZM145 183V182H144ZM165 183V182H164ZM163 183V184H164ZM177 183V182H176ZM227 183V182H226ZM235 183V182H234ZM98 184V183H97ZM134 184V183H133ZM208 184V183H207ZM231 184V183H230ZM230 184H227V185H230ZM236 184V183H235ZM237 184H240V183H237ZM261 184H262V182H261ZM112 185V184H111ZM136 185V184H135ZM134 185V186H135ZM149 185V184H148ZM150 185V186H151ZM131 186V185H130ZM222 186V185H221ZM226 186V185H225ZM233 186V185H232ZM262 186V185H261ZM144 187V186H143ZM146 187H147V185H146ZM234 187V186H233ZM232 187V188H233ZM148 188V187H147ZM152 188V187H151ZM238 188V187H237ZM239 188H241L240 186H239ZM262 188V187H261ZM99 189H102V187H100ZM139 189V188H138ZM104 190V189H103ZM141 190H142V188H141ZM219 190V189H218ZM89 191V190H88ZM91 191V190H90ZM107 191V190H106ZM134 191V190H133ZM143 191H145L144 189H143ZM246 191V190H245ZM92 192V191H91ZM91 192H90V194H91ZM99 192V191H98ZM225 192V191H224ZM235 192V191H234ZM242 192V191H241ZM88 193V192H87ZM231 193H232V191H231ZM239 193V192H238ZM235 194V197H234V199H233V201L236 203V205H237V208H236V212L237 213H239V212H241V211H243V206H241V201L243 202V200L246 202V200H247V204H251L250 205V212H249V209H247L248 210V212H249V214L251 213L252 214V217L250 218L251 219V221H249L248 222V224L247 225H245V228H246V230L244 229V227H242L241 228V226H244L243 225V223H242V225H241V222H240V225L239 226H237L236 224H234L233 226H235V227H233V228H229L231 231V235L235 238V242H238V238H240V237H243L244 235L246 236V234H248V233H246L247 231L249 232V235L251 234V238H250V241H251V245H250V247L251 248H257V249H260V251L259 252H264V190H257L256 189V191H254L253 192V190H252V193H247V191H246V193L247 194ZM93 194H95V193H93ZM126 194H127V192H126ZM142 194V193H141ZM151 194V193H150ZM223 194V193H222ZM50 195V194H49ZM48 194H46V198H48V196H49ZM226 195V194H225ZM229 195V194H228ZM233 195H234V193H233ZM55 196V195H54ZM125 196V195H124ZM129 196V195H128ZM136 196H138V195H136ZM92 197V196H91ZM150 197V196H149ZM229 197V196H228ZM56 198V197H55ZM58 198V197H57ZM62 198V197H61ZM88 198V197H87ZM233 198V197H232ZM52 199V198H51ZM229 199V198H228ZM230 199H231V197H230ZM48 200V199H47ZM54 200V199H53ZM57 200V199H56ZM58 200H60L59 198H58ZM58 200H57V202H58ZM87 200V199H86ZM44 202H46L45 200H43ZM48 201H50V200H48ZM60 202V201H59ZM63 202V201H62ZM72 202V201H71ZM241 204H240V203ZM65 203H66V201H65ZM89 203V202H88ZM234 203V204H235ZM237 203H239V204H237ZM244 203V202H243ZM16 204V203H15ZM23 204H25L24 202H23ZM63 204V203H62ZM70 204V203H69ZM10 205H11V203H10ZM68 205V203H66V206ZM71 205H72V203H71ZM70 205V206H71ZM91 204L89 203V205L88 206H90ZM235 205V206H236ZM63 206H64V204H63ZM76 206V205H75ZM11 207V206H10ZM14 206H12L11 208H12V210L11 209H9V210H11V212L14 214V216H16V217H18V216H23L24 217V219L26 220V219H28V218H31V217H27V215L25 214L26 213V211L25 210H23V209H25V207H23L22 208V205H16L14 208H13ZM55 207V206H54ZM69 207V206H68ZM78 207V206H77ZM77 207H75V208H77ZM87 207V206H86ZM48 208H50V206L48 207ZM66 208V207H65ZM71 208V207H70ZM249 208V207H248ZM27 209V208H26ZM74 209V208H73ZM23 210V211H22ZM245 210V209H244ZM28 211V210H27ZM55 211V210H54ZM235 212V213H236ZM30 213V212H29ZM53 213V212H52ZM31 214V213H30ZM79 214V213H78ZM12 215V214H11ZM21 216L20 217H18V218H21ZM32 216V215H31ZM54 216H55V214H54ZM56 216H57V214H56ZM237 216V215H236ZM27 217V218H26ZM47 217V216H46ZM201 217H202V215H201ZM15 218V217H14ZM13 218V219H14ZM33 218V217H32ZM45 218V217H44ZM46 219V218H45ZM234 219H235V217H234ZM17 220V219H16ZM33 220V219H32ZM40 220V219H39ZM42 220H43V218H42ZM60 220V219H59ZM15 221V220H14ZM19 221V220H18ZM30 221V220H29ZM36 221V220H35ZM207 221V220H206ZM25 222H27V221H25ZM32 222H34V220L32 221ZM43 222V221H42ZM209 222V221H208ZM30 223V222H29ZM28 222L27 223H25V225L26 224H29ZM38 223V221L36 222V224ZM204 223H206V222H204ZM211 223V222H210ZM209 223V224H210ZM213 223V222H212ZM223 223V222H222ZM227 223V222H226ZM16 224V223H15ZM24 224V223H23ZM34 224H35V222H34ZM31 225V224H30ZM40 225H41V223H40ZM59 225V224H58ZM200 225V224H199ZM202 225V224H201ZM218 225V224H217ZM231 225V224H230ZM230 225H225V227H229ZM14 226V222H13V224H12V227ZM19 226H21V225H19ZM23 226V225H22ZM37 226H39L38 224H37ZM36 226V227H37ZM46 226V225H45ZM221 226V225H220ZM237 226V227H236ZM248 226V227H247ZM17 227V226H16ZM16 227H15V229H16ZM30 227V226H29ZM35 226H33V228H34ZM35 227V228H36ZM59 227V226H58ZM57 227V228H58ZM197 227H199V226H197ZM22 228V227H21ZM32 228V227H31ZM32 228V229H33ZM38 228H40V226L38 227ZM42 228V227H41ZM196 228V227H195ZM194 228V229H195ZM27 229V228H26ZM30 228H28V230H29ZM32 229H30V230H32ZM43 229V228H42ZM44 229H45V227H44ZM44 229L42 230V231H39V232H43L44 231ZM60 229V228H59ZM199 229V228H198ZM219 229V228H218ZM226 229V228H225ZM19 230V229H18ZM21 230V229H20ZM35 230V229H34ZM39 230H41V229H39ZM56 230V229H55ZM219 230H221V228L219 229ZM223 230V229H222ZM17 231V230H16ZM23 231V230H22ZM189 231V230H188ZM194 231V230H193ZM196 231H198V230H196ZM206 231V230H205ZM213 231V230H212ZM216 231V229H214V232ZM227 231H229V230H227ZM227 231H226V233H227ZM37 232V231H36ZM35 232V233H36ZM38 232V233H39ZM48 232V231H47ZM60 232V231H59ZM22 233H25V231H23ZM27 233H28V231H27ZM30 233V232H29ZM33 233V232H32ZM31 233V234H32ZM37 233V234H38ZM145 233V232H144ZM193 233V232H192ZM218 233V232H217ZM221 233H223V231L221 232ZM18 234H19V232H18ZM21 234V233H20ZM26 234V233H25ZM44 234H45V232H44ZM168 234V233H167ZM186 234V233H185ZM206 234H208V233H206ZM23 235V234H22ZM26 235H28V234H26ZM33 235H35V234H33ZM40 235V234H39ZM38 235V236H39ZM170 235V234H169ZM187 235V234H186ZM203 235V234H202ZM249 235H247L248 237H249ZM30 236V235H29ZM32 236V235H31ZM37 236V237H38ZM125 236V235H124ZM145 236V235H144ZM187 236H189V235H187ZM195 236V235H194ZM215 236H217V235H215ZM229 236H230V234H229ZM238 236V237H237ZM246 236V237H247ZM20 237V236H19ZM25 237V236H24ZM27 237V236H26ZM36 237V236H35ZM43 237V236H42ZM54 237V236H53ZM120 237V236H119ZM119 237H118V239H119ZM130 237V236H129ZM141 237V236H140ZM150 237V236H149ZM198 237V236H197ZM208 237H209V234H208ZM34 238V237H33ZM43 238H46V237H43ZM51 238V237H50ZM196 238V237H195ZM211 238V237H210ZM213 238V237H212ZM217 238V237H216ZM220 238H221V236H220ZM225 238V237H224ZM224 238H222V239H224ZM228 238V237H227ZM244 238V237H243ZM29 239V238H28ZM37 239V238H36ZM41 239V236H39V238L37 239L38 241V243H39V240ZM55 239V238H54ZM126 239V238H125ZM158 239V238H157ZM241 239V238H240ZM30 240V239H29ZM42 240H44V239H42ZM46 240V239H45ZM51 240H52V238H51ZM120 240H123V239H121L120 238ZM156 240V239H155ZM160 240V239H159ZM166 240H168V239H166ZM200 240V239H199ZM228 240V239H227ZM246 240V239H245ZM33 241H34V239H33ZM47 241V240H46ZM46 241H44L45 243H46ZM61 241V240H60ZM144 241V240H143ZM150 241V240H149ZM162 241V240H161ZM231 241V240H230ZM249 241V240H248ZM248 241H246V242H248ZM30 242H32V238H31V241ZM42 242V241H41ZM48 242H50V240L49 241H47V243ZM128 242V241H127ZM138 242V241H137ZM234 242V241H233ZM233 242H231V243H233ZM234 242V243H235ZM244 241H242V243H243ZM154 243V242H153ZM242 243H240V244H242ZM36 244V246H37V243H35L34 242V245ZM53 244V243H52ZM56 244V243H55ZM57 244H59V243H57ZM129 244V243H128ZM141 244V243H140ZM236 244V243H235ZM45 245H47V244H45ZM135 245H136V243H135ZM149 245V244H148ZM244 245V244H243ZM38 246H41V243L40 244H38ZM43 246V245H42ZM49 246V245H48ZM48 246H43V247H48ZM51 247H52V245H50ZM137 246V245H136ZM146 246H147V243H146ZM157 246V245H156ZM240 246V245H239ZM238 246V247H239ZM32 247H35V246H32ZM153 247V246H152ZM161 247V246H160ZM40 248V247H39ZM58 248H59V246H58ZM57 248V249H58ZM61 248V247H60ZM164 248V247H163ZM240 248V247H239ZM247 248H248V246H247ZM46 249V248H45ZM52 249H53V251H52ZM51 249V251H48V249H47V251L45 250H42V251H40V250H38V248L36 247V249L35 248H32V251L30 252L29 251V253L25 256V257H27L28 259H29V261L26 263V264H46V263H52V264H61V262L62 261H60L61 259L63 260L64 258L61 256L62 254V251H61V253H58V252H55V251H57L55 248H52ZM54 249H55V251H54ZM167 249V248H166ZM243 249V248H242ZM246 249V248H245ZM250 249V248H249ZM28 250H30V249H28ZM63 250V249H62ZM253 250V249H252ZM251 250V251H252ZM255 250V249H254ZM164 251V250H163ZM247 251V250H246ZM27 252V251H26ZM253 252V251H252ZM250 253V252H249ZM24 254V253H23ZM58 254H60L59 255V257H62V258H58ZM160 254H162V253H160ZM252 254V253H251ZM255 254V253H254ZM264 254V253H263ZM105 257V256H104ZM110 257V256H109ZM112 257V256H111ZM119 257V256H118ZM118 257H117V259H118ZM70 258V257H69ZM71 258H73V257H71ZM101 258V257H100ZM106 258V257H105ZM116 258V257H115ZM103 259V258H102ZM110 259V258H109ZM22 260V259H21ZM65 260V259H64ZM95 260H96V258H95ZM107 260H108V258H107ZM112 260H113V258H112ZM24 261V260H23ZM48 261V262H47ZM50 261V262H49ZM25 262V261H24ZM24 262H23V264H24ZM107 262H109V261H107ZM21 264V263H20ZM63 264V263H62ZM97 264V263H96Z\"/></svg>", "mask_w": 264, "mask_h": 264}]
</instances>
